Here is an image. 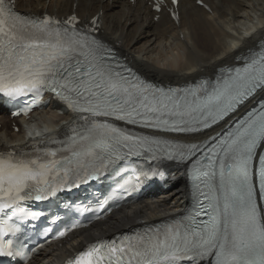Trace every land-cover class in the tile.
<instances>
[{
  "label": "snow or ice",
  "instance_id": "obj_1",
  "mask_svg": "<svg viewBox=\"0 0 264 264\" xmlns=\"http://www.w3.org/2000/svg\"><path fill=\"white\" fill-rule=\"evenodd\" d=\"M75 19L70 17L65 23ZM58 23L47 17L24 19L6 0H0V92L19 95L43 87L75 110L161 131L200 133L234 112L257 88H264L262 56L237 68L235 75L218 83L212 92L205 89L203 98L193 94L188 100L176 96L179 90L166 93L163 89L149 95L152 86L132 83L106 63L102 45L76 31L52 27ZM78 49L83 60L73 55ZM70 139L72 144L80 143L82 150L73 156H92L101 166L142 151L152 153L153 158L162 151L168 159L181 162L201 153L192 172L193 187L203 199L188 223L126 238V245H93L68 264H202L205 260L208 264H264V207L258 202L264 200V152L258 151L264 149V99L259 109L247 112L234 127L210 137L206 151L199 143L134 136L106 123L93 124ZM59 168L67 172L55 159L40 162L0 156V212L13 209L21 200L42 199L39 194L33 197V191H42L38 185L47 184L48 176L54 171L58 174ZM201 215L208 219L197 221ZM6 235L0 227V241ZM10 249V241L7 246L0 242V256L12 255Z\"/></svg>",
  "mask_w": 264,
  "mask_h": 264
},
{
  "label": "bare ground",
  "instance_id": "obj_2",
  "mask_svg": "<svg viewBox=\"0 0 264 264\" xmlns=\"http://www.w3.org/2000/svg\"><path fill=\"white\" fill-rule=\"evenodd\" d=\"M20 9L30 13L69 15L74 12L83 20L99 14L103 22L101 37L113 44L126 60L146 77L162 83L181 84L201 76H213L225 65L241 64L252 47L264 41V0H205L210 10L193 0H180V21L162 12L160 19L145 0H16ZM73 117L58 115L51 106L37 112L27 123L28 133L18 132L12 120L0 114V149L29 141V134L63 129ZM217 131L215 129L212 132ZM207 135L197 139L206 138ZM172 189L158 200L112 212L106 222L81 231L75 240L94 239L142 222L159 220L179 213L188 205L190 192L186 168H174ZM71 246V245H70ZM69 247V245L67 246ZM51 257L36 258L33 264H49Z\"/></svg>",
  "mask_w": 264,
  "mask_h": 264
}]
</instances>
